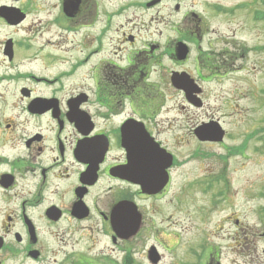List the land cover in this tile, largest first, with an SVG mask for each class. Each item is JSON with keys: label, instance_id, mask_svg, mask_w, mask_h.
<instances>
[{"label": "flooded vegetation", "instance_id": "flooded-vegetation-1", "mask_svg": "<svg viewBox=\"0 0 264 264\" xmlns=\"http://www.w3.org/2000/svg\"><path fill=\"white\" fill-rule=\"evenodd\" d=\"M166 1L182 13V0H0V27L9 33L0 34L1 62L13 65L0 68V264L165 263L167 202L182 213L183 203L193 201L189 193L169 196L172 171L181 163L172 150L179 139L162 124L167 75L188 73L203 106V83L222 78L230 66L228 54L216 59L202 49L208 24L196 3L179 20L190 23L197 43L195 74L178 68L189 56L167 53L165 41L135 46V26L120 31L132 22L143 26L146 12L165 9ZM203 4L223 9L214 1ZM135 10L140 17L130 13ZM112 25L129 46L122 53H102L101 37ZM98 26L96 45L85 53H39L63 34L85 41L86 31ZM148 138L172 155L171 166L160 151L151 152ZM210 201L209 213L198 209L201 217L223 210L221 199ZM232 220V235L220 225H180L173 248L181 233L189 236L170 264H226L248 256L243 222L234 213L218 221Z\"/></svg>", "mask_w": 264, "mask_h": 264}, {"label": "rangeland", "instance_id": "rangeland-1", "mask_svg": "<svg viewBox=\"0 0 264 264\" xmlns=\"http://www.w3.org/2000/svg\"><path fill=\"white\" fill-rule=\"evenodd\" d=\"M209 1L220 3L224 5L223 7L242 8H235L231 13L226 14L216 9L212 11L204 6L205 0H182L184 6L182 13L193 4H198L194 9L206 18L208 24L207 32L201 41L202 49L216 53V59H225L228 54L230 57L226 60L234 69L223 79L203 83L202 108L189 106L183 95L171 87L169 74L167 75V113L162 124L167 128V134L170 131L175 132L179 139L172 150L181 163L172 171L173 182L169 196L175 192L189 193L193 194V201L183 203L182 213L173 212L171 203L167 202L166 226H168L167 239L170 250L168 248L164 264H170L175 256H180L185 251L182 243L189 236L186 233H181L179 239L177 238L181 241L180 245L174 248L172 246L176 241L175 233H180V225L184 227L220 225L227 227L232 235L237 232L233 229V220L218 221L220 217L229 213H234V216L248 229L246 236L249 241L247 244L249 255L242 256L233 263L227 261L226 264H264V235H260L264 232V20L252 18L254 8H250L248 0ZM242 1L244 5L240 4ZM254 4L264 11V0L256 1ZM139 12L141 11L135 10L134 13L130 11L134 17L139 16ZM146 13L143 26L132 22L120 27V31L128 33L135 26L132 31L138 36L135 46H141L143 41L156 45H162L165 41L167 53L174 52L177 41L186 42L188 46L191 45L189 60L178 68L192 71L194 68L192 57L196 53L197 43L194 41L192 43L194 36L190 35V23L187 25L179 21L182 13L174 10L173 2L170 1H166L165 9L156 7ZM149 15L156 19L149 21ZM162 17H165V21ZM173 21L177 24H172ZM117 27L119 26L112 25L109 31L102 35L104 48L102 53H122L126 47H129L121 40L120 33L116 31ZM98 28L99 26L97 29L86 31L85 41H81L80 36L63 34L60 41L54 40L47 45L45 51L39 53H85L96 45L95 39L100 36L97 34ZM138 28H140L139 32ZM0 34L2 38L9 35L8 31H2V27ZM23 35L22 32L17 34L18 37ZM36 37L37 41L43 39ZM218 54L222 56L217 58ZM16 56L20 58L19 53ZM1 61L2 53H0L1 70L4 71L7 67L13 68L12 64ZM23 64V66L27 65L26 62ZM215 64L221 66L217 62ZM209 116L218 120L225 130L221 144L199 143L191 134L193 125L206 120ZM238 149L243 150L237 154ZM195 150L199 152L192 156ZM207 178H209L208 183L205 182ZM213 197L222 200L223 210L215 208L212 215L201 217L202 214L198 209L208 210L209 213L212 207L210 200ZM250 230H253L251 236ZM231 258H234L233 254Z\"/></svg>", "mask_w": 264, "mask_h": 264}, {"label": "water", "instance_id": "water-1", "mask_svg": "<svg viewBox=\"0 0 264 264\" xmlns=\"http://www.w3.org/2000/svg\"><path fill=\"white\" fill-rule=\"evenodd\" d=\"M177 53L178 57L180 59H183L185 57V54L187 53L186 47L178 43L177 45ZM188 77V76H187ZM184 74H174L171 78L173 85L176 88H180L184 90L186 93L190 95V99L193 100L194 96L192 93L195 91L192 87L191 82L188 80ZM195 133L197 137L201 140H214V141H220L223 137V131L221 130L220 126L216 122H212L210 124H204L200 127H198L195 130ZM165 153V152H164ZM168 155V154H167ZM168 160L167 166L170 164V156L166 158ZM154 164L153 161H151V167L153 168Z\"/></svg>", "mask_w": 264, "mask_h": 264}]
</instances>
